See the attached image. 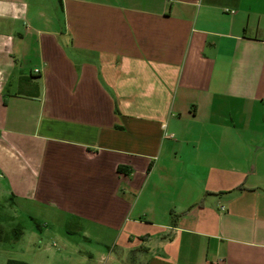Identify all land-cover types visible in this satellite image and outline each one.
Listing matches in <instances>:
<instances>
[{
	"label": "crops",
	"instance_id": "obj_1",
	"mask_svg": "<svg viewBox=\"0 0 264 264\" xmlns=\"http://www.w3.org/2000/svg\"><path fill=\"white\" fill-rule=\"evenodd\" d=\"M0 183L37 264H264V0H0Z\"/></svg>",
	"mask_w": 264,
	"mask_h": 264
},
{
	"label": "rangeland",
	"instance_id": "obj_2",
	"mask_svg": "<svg viewBox=\"0 0 264 264\" xmlns=\"http://www.w3.org/2000/svg\"><path fill=\"white\" fill-rule=\"evenodd\" d=\"M1 184V183H0ZM1 191V187H0ZM2 192V191H1ZM0 192V264H6L7 260L22 261L26 264H37L41 255H37L38 238L41 235H67L78 238L77 235L70 234L69 224L65 228H38L41 224L38 217V208L10 198ZM67 220V219H66ZM69 223V222H67ZM45 231V232H44ZM17 232V233H16ZM19 232V233H18ZM59 244V243H58ZM84 248L96 252L106 253L112 244L99 246L95 244H83ZM108 247V248H107ZM42 248V247H41ZM100 260V259H98ZM97 264H104L103 260Z\"/></svg>",
	"mask_w": 264,
	"mask_h": 264
},
{
	"label": "trees",
	"instance_id": "obj_3",
	"mask_svg": "<svg viewBox=\"0 0 264 264\" xmlns=\"http://www.w3.org/2000/svg\"><path fill=\"white\" fill-rule=\"evenodd\" d=\"M24 80V78H21L20 81ZM119 171H122V168H118ZM6 264H26L22 261H15V260H7Z\"/></svg>",
	"mask_w": 264,
	"mask_h": 264
},
{
	"label": "built area",
	"instance_id": "obj_4",
	"mask_svg": "<svg viewBox=\"0 0 264 264\" xmlns=\"http://www.w3.org/2000/svg\"><path fill=\"white\" fill-rule=\"evenodd\" d=\"M36 72V71H35ZM210 264V263H209Z\"/></svg>",
	"mask_w": 264,
	"mask_h": 264
}]
</instances>
